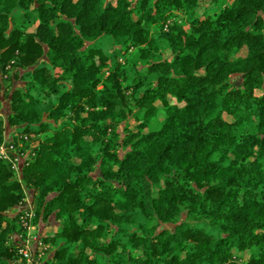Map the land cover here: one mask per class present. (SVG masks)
<instances>
[{
	"label": "trees",
	"instance_id": "1",
	"mask_svg": "<svg viewBox=\"0 0 264 264\" xmlns=\"http://www.w3.org/2000/svg\"><path fill=\"white\" fill-rule=\"evenodd\" d=\"M2 91L0 264H264V0H0Z\"/></svg>",
	"mask_w": 264,
	"mask_h": 264
},
{
	"label": "rangeland",
	"instance_id": "2",
	"mask_svg": "<svg viewBox=\"0 0 264 264\" xmlns=\"http://www.w3.org/2000/svg\"><path fill=\"white\" fill-rule=\"evenodd\" d=\"M109 1L115 2L116 0H109ZM206 1L208 3H210L211 0H206ZM246 53H247V51H243L242 55L244 56V55H246ZM129 59H130L131 62L139 63L140 62L139 53L136 50H132L130 52ZM22 85H23L22 82L17 81V80H12V81H9L8 88L9 89H14V88L22 86ZM5 92L6 91L0 92V96L2 97V100H3L2 101L3 104L0 106V115L7 116L8 113H9V109H10V106H9L10 97L7 96ZM160 107H161V105H160ZM164 116H165L164 111H162V109H161L159 115L157 116V118L152 123V128L153 129H156L158 127V125L164 120ZM27 200L30 201V198L28 197ZM52 224H54V222H52ZM43 228H45V227L44 226H41L39 228L32 227L31 229H29V234H28L29 237L32 240L39 239V233L42 231ZM47 232H50V231H47ZM52 234L53 233L50 232V233H47L46 235L50 236ZM244 256H245V259H248L249 254L246 253Z\"/></svg>",
	"mask_w": 264,
	"mask_h": 264
},
{
	"label": "built area",
	"instance_id": "3",
	"mask_svg": "<svg viewBox=\"0 0 264 264\" xmlns=\"http://www.w3.org/2000/svg\"><path fill=\"white\" fill-rule=\"evenodd\" d=\"M11 150H14V147L11 146L10 147ZM0 156L4 159H7V160H10L12 161V163H14L15 166L18 165V163L20 162V159L19 158H15L13 160V158L9 155V152L8 150L6 149L5 146L3 145H0ZM33 217V213L32 211H30L29 213H27L25 216L22 217V223L24 226L28 227L29 229H31L33 226H29V224L27 223V220L32 218ZM34 242H37L38 243V248H39V255H38V264H43L42 263V259H43V256H44V251L47 250V248L49 246L45 245L44 243L40 242L39 239H35V240H32L30 237L25 241V246L24 248L20 251V253L24 256V258L28 261L29 264H32L34 262V258L33 256L31 255L30 253V245Z\"/></svg>",
	"mask_w": 264,
	"mask_h": 264
},
{
	"label": "crops",
	"instance_id": "4",
	"mask_svg": "<svg viewBox=\"0 0 264 264\" xmlns=\"http://www.w3.org/2000/svg\"><path fill=\"white\" fill-rule=\"evenodd\" d=\"M3 100H2V97L0 96V106L3 104V102H2ZM53 225V227H54V224H52ZM51 227V226H50ZM53 227H51V228H46L45 229V231L47 232V231H50V232H53L54 231V228ZM42 231H44V230H42ZM50 232H47V233H50Z\"/></svg>",
	"mask_w": 264,
	"mask_h": 264
},
{
	"label": "water",
	"instance_id": "5",
	"mask_svg": "<svg viewBox=\"0 0 264 264\" xmlns=\"http://www.w3.org/2000/svg\"><path fill=\"white\" fill-rule=\"evenodd\" d=\"M25 207H27V208L29 209V205H28V204H24V205H23V209H24Z\"/></svg>",
	"mask_w": 264,
	"mask_h": 264
}]
</instances>
